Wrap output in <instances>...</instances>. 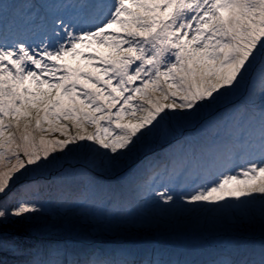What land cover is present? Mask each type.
I'll list each match as a JSON object with an SVG mask.
<instances>
[{
    "label": "snow or ice",
    "instance_id": "6c2138e0",
    "mask_svg": "<svg viewBox=\"0 0 264 264\" xmlns=\"http://www.w3.org/2000/svg\"><path fill=\"white\" fill-rule=\"evenodd\" d=\"M0 264H264V0H0Z\"/></svg>",
    "mask_w": 264,
    "mask_h": 264
}]
</instances>
